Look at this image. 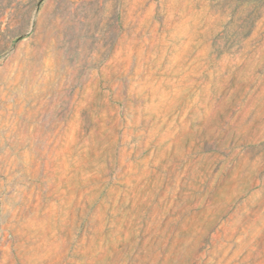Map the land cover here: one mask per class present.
I'll list each match as a JSON object with an SVG mask.
<instances>
[{
  "label": "rangeland",
  "instance_id": "rangeland-1",
  "mask_svg": "<svg viewBox=\"0 0 264 264\" xmlns=\"http://www.w3.org/2000/svg\"><path fill=\"white\" fill-rule=\"evenodd\" d=\"M0 264H264V0H0Z\"/></svg>",
  "mask_w": 264,
  "mask_h": 264
}]
</instances>
